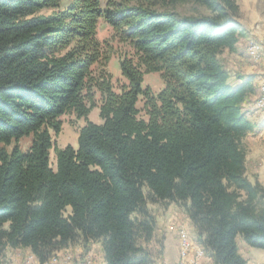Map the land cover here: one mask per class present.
Here are the masks:
<instances>
[{
    "label": "trees",
    "instance_id": "16d2710c",
    "mask_svg": "<svg viewBox=\"0 0 264 264\" xmlns=\"http://www.w3.org/2000/svg\"><path fill=\"white\" fill-rule=\"evenodd\" d=\"M64 1L0 0V264L18 249L46 264L80 241L100 244L102 264H159L151 206L170 205L214 264H246L240 236L264 250V185L247 175L252 79L234 84L221 58L247 36L238 1ZM101 17L127 49L119 80ZM150 72L158 94L142 87ZM96 107L76 148L54 144L62 116Z\"/></svg>",
    "mask_w": 264,
    "mask_h": 264
},
{
    "label": "rangeland",
    "instance_id": "374dc122",
    "mask_svg": "<svg viewBox=\"0 0 264 264\" xmlns=\"http://www.w3.org/2000/svg\"><path fill=\"white\" fill-rule=\"evenodd\" d=\"M102 8H105L108 0H100ZM241 7V17L240 21L247 32V36L240 40L238 45V50L235 54L224 53L221 58L223 60L226 68L232 73L233 78L235 80V76L243 75L245 77H249L252 79V84L255 88V92L251 94L248 98V102L245 104L244 110L249 119L252 118L254 121L259 117L256 114V111H259L256 108V102L260 96V85L261 81L264 77V0H237ZM69 0H65L64 4H67ZM181 12H192L193 6L186 5L184 7L179 8ZM41 13L49 14L50 10H43ZM98 38L103 42L107 43L111 41L112 37V29L105 22L103 17H101L98 21ZM114 47V53L111 56V60L107 65V69L113 74L115 80L121 79V68H120V54L125 52L127 49L125 46L118 44L117 42H110ZM252 43H259L262 45V54L259 58L253 59L248 54V48ZM237 79V78H236ZM143 88L150 87L154 94H158L164 87V82L161 78L160 73L158 72H150L144 75V80L142 83ZM99 98V95H98ZM138 108L143 107L142 96L137 104ZM256 111H255V110ZM262 114V113H261ZM144 113L141 114L143 117ZM256 117V118H255ZM92 121L95 123H101V118L99 116V108H94L89 114L88 118H79L76 114H68L61 117L62 121V130L59 134L53 133V141L54 144L59 148H64L67 145H72L73 147L78 146L77 138L80 129L85 126L87 121ZM252 120V121H253ZM257 133V132H256ZM252 136L249 135L244 139V145L246 151H248L247 157V169L250 178L253 180L254 173L258 168H260L263 163V160L257 154V150L255 149L256 144L253 145L250 142V138ZM30 144V138H23L19 142V145L23 150H25ZM13 145V144H12ZM11 145V147H12ZM10 147V148H11ZM51 163L52 167H56V155L54 150L51 151ZM152 209L157 212V215L162 214L161 222H158V231H157V239H162L163 248L162 252L164 254L165 248V240H166V232H167V217L166 212L167 209H162L158 206H151ZM175 212V213H174ZM69 213V210H68ZM174 214L176 217H179L180 222L177 227L178 230L181 227H185L187 232L190 233L191 238L196 241V233L191 223L186 222V217L184 210L181 208H173L171 210V214ZM176 229V228H175ZM178 235V234H177ZM241 238V236L239 237ZM177 247H178V259H179V241L178 236L176 237ZM239 241V239H238ZM198 244V243H197ZM157 249H159V244L155 245ZM251 247V246H250ZM253 251H262L263 249L252 247ZM240 252V251H239ZM241 254V253H240ZM187 257V256H186ZM164 259V258H163ZM177 259V261H178ZM189 257L186 259V263L188 262ZM4 264H40L37 263L38 260L33 256V254L29 251L27 252L24 249H18L16 251L10 252L3 259ZM53 261L48 264H84V262L88 261L89 264H99L101 260V252L100 247L94 245L93 242L83 243L82 241L76 242L75 244L69 246L66 249L57 251L54 254ZM255 264H264V259L260 256L255 257ZM177 263V262H176ZM159 264H165L164 260H161ZM207 264H214L213 260H210Z\"/></svg>",
    "mask_w": 264,
    "mask_h": 264
},
{
    "label": "crops",
    "instance_id": "0c3cea01",
    "mask_svg": "<svg viewBox=\"0 0 264 264\" xmlns=\"http://www.w3.org/2000/svg\"><path fill=\"white\" fill-rule=\"evenodd\" d=\"M226 53L230 54V52H228V51H226ZM231 54L233 55L235 53H231ZM234 79H235V80H233L234 84L237 85V84L241 83L240 80H238L236 78H234ZM256 114H258V116H259L256 119V121H254L252 118L250 119V117H249V120L256 126V128L253 132L249 133L246 137H248L249 135L252 136L249 140H250L251 144H253V145L256 144L255 149L257 150L258 156H260L261 159L263 160V163H261L262 166L260 168H258V171L256 170V172L254 173L255 175L253 177V180L250 178V176L248 174V169H247V175L251 181H258L264 185V115L258 111H256ZM247 155H248V151H247ZM247 159H249V157H247ZM173 208L178 209V206L170 205L167 208V212H166L168 224H167L166 240H165V244H164L166 250L163 254V258H164L163 260H164L165 264H176L177 259H178V247H177L176 237L178 236L177 235L178 234L177 233V227L179 226L178 224L181 222H180L179 217H176L173 213L171 214V210ZM160 213H162V212H160ZM160 213L157 215L158 222H161L162 217H163L162 214H160ZM185 216L187 217L186 213H185ZM186 222L191 223L189 218H186ZM238 244H239V251L241 253V256L246 260V264H255L254 261H255V257H257V256H260V258L262 257L264 259V252L253 251L252 247H250L243 240L242 237L239 238ZM94 245H96L97 247H101L99 243H94ZM24 250L29 252V249H24ZM37 263H40V262L38 261ZM102 263H103V258L101 255V260H100L99 264H102ZM188 263L190 264V256L188 259Z\"/></svg>",
    "mask_w": 264,
    "mask_h": 264
},
{
    "label": "built area",
    "instance_id": "2783aa9c",
    "mask_svg": "<svg viewBox=\"0 0 264 264\" xmlns=\"http://www.w3.org/2000/svg\"><path fill=\"white\" fill-rule=\"evenodd\" d=\"M179 259L176 264H183V256H190V264H207L212 260L208 257L203 247L194 242L190 233L183 226L178 230ZM84 264H89L88 261Z\"/></svg>",
    "mask_w": 264,
    "mask_h": 264
},
{
    "label": "bare ground",
    "instance_id": "6f19581e",
    "mask_svg": "<svg viewBox=\"0 0 264 264\" xmlns=\"http://www.w3.org/2000/svg\"><path fill=\"white\" fill-rule=\"evenodd\" d=\"M262 45L259 43H252L249 48H248V54L251 58L256 59L259 58L260 55L262 54ZM256 104V108L261 111L260 113H262L264 115V77L261 81V85H260V96L257 100ZM189 256H183V264H189L188 262L186 263V259ZM54 258V257H53ZM52 258V259H53ZM50 260L48 263L52 262L53 260ZM46 263V264H48Z\"/></svg>",
    "mask_w": 264,
    "mask_h": 264
}]
</instances>
